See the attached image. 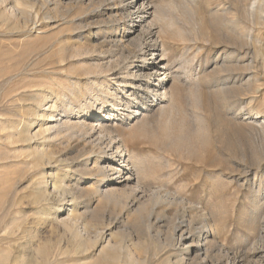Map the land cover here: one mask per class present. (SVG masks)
I'll return each mask as SVG.
<instances>
[{
    "label": "rangeland",
    "instance_id": "obj_1",
    "mask_svg": "<svg viewBox=\"0 0 264 264\" xmlns=\"http://www.w3.org/2000/svg\"><path fill=\"white\" fill-rule=\"evenodd\" d=\"M126 2L0 0V264H190L206 233L178 255L181 220L214 235V261L264 264V0H145L142 28ZM148 44L163 70L142 62ZM160 81L164 102L152 95ZM106 111L100 134L92 117ZM68 120L105 142L70 135ZM109 141L115 163L123 152L138 169V196L87 210L83 188L104 189L91 166L108 165ZM49 177L77 188V203ZM62 202L74 214L54 217Z\"/></svg>",
    "mask_w": 264,
    "mask_h": 264
},
{
    "label": "bare ground",
    "instance_id": "obj_2",
    "mask_svg": "<svg viewBox=\"0 0 264 264\" xmlns=\"http://www.w3.org/2000/svg\"><path fill=\"white\" fill-rule=\"evenodd\" d=\"M3 1V0H2ZM127 2L124 4L125 5V7L126 8H130V10L132 9V12H133V14H134V17H136L137 18V20L138 19H140V20H138L139 21V24L137 23V24H134L133 26L135 27V26H140L141 28H142V24L140 23V22H142V21H144V19L145 18H147V16L148 15H151L152 14V11H151V7H149V6H147L146 4H145V0H126ZM3 5V4H2ZM14 10V9H13ZM17 10V9H16ZM13 12V11H12ZM41 12V11H40ZM46 12V11H45ZM9 13V12H8ZM11 13V12H10ZM14 13H15V10H14ZM23 13H25V12H23ZM13 14V13H12ZM15 14H17V13H15ZM22 14V13H21ZM14 15V14H13ZM43 15V14H42ZM17 16H18V14H17ZM21 16V15H20ZM26 16V15H25ZM153 16V15H152ZM22 17V16H21ZM16 18V17H15ZM18 19H19V17H18ZM26 19V18H25ZM21 20V19H20ZM33 25V24H32ZM36 25V24H35ZM32 28V27H31ZM144 30V29H143ZM156 27L153 25V23H151L150 22V24H149V26H147V29H146V31H145V33H146V35H147V37H146V41L148 40V43L150 42V43H152V44H154L155 43V38H154V36H155V34H156ZM157 36V35H156ZM147 43V42H146ZM144 46V45H143ZM153 46H155V45H153ZM145 47V46H144ZM142 53H143V55H142V59H143V61L142 60H140V61H142L143 63H145L146 65H148V66H150V68H148V69H151L152 71H155V72H157V71H160V70H163V62H162V56H154L156 53H157V49L156 48H151V45L150 44H148V45H146V47H145V49H143L142 51H141ZM148 53L150 54V57H151V62L150 63H148L147 61H146V59H145V57L148 55ZM140 57V56H139ZM142 68V67H141ZM140 69V68H139ZM166 69V68H165ZM168 74V73H167ZM165 79V77L162 79V81ZM141 81V80H140ZM162 81H160L159 83H158V85H156V87H158L157 89H156V91L161 87L162 89H164V91L162 92V95L160 94H158L157 95V93H156V91H155V93H153L152 95L154 96V97H156V98H154V100L155 101H158V99L159 100H161L160 102H164V99H165V97H166V91H165V88H164V85L162 84L163 82ZM162 82V83H161ZM132 83V82H131ZM140 85V84H139ZM143 85V84H142ZM132 86V85H131ZM134 87V86H133ZM140 87V86H139ZM155 87V88H156ZM144 88V87H143ZM137 89V88H136ZM131 90H132V92L134 91L133 89H132V87H131ZM141 90V89H140ZM144 91H139L137 94H139V93H142V94H145V93H143ZM137 94H135V96L137 95ZM132 95V94H131ZM134 95V94H133ZM135 100V99H134ZM167 100V99H166ZM133 101V100H132ZM154 104V102L152 103V105ZM120 105V104H119ZM138 106H140V104H135L134 105V107L135 108H137ZM131 107H133V106H131ZM143 107V106H142ZM141 107V108H142ZM163 108V107H162ZM131 109V108H130ZM145 109H147V110H149V108L148 107H145L144 106V108L141 110V112L138 114V115H140V114H142V115H144L145 113H144V111H145ZM132 110V109H131ZM140 111V110H139ZM137 112V109L135 110V113ZM65 113V112H64ZM113 112H111V111H106V112H104V115L103 116H94V117H92L93 119H97V122H98V120L99 119H101V121L100 122H98L97 124L100 126V128H99V130H100V134H101V131H103V130H109V127L107 126V124L105 123V121H108V119H109V116L110 115H114V114H112ZM131 114H132V112H130ZM66 115V114H65ZM137 115V116H138ZM63 116V115H62ZM65 117V116H64ZM63 117V118H64ZM66 117H68V116H66ZM65 117V118H66ZM64 118V119H65ZM70 119V118H69ZM63 120V119H62ZM61 120V121H62ZM66 120H67V118H66ZM71 120V119H70ZM57 121V120H56ZM56 121H55V123H56ZM48 122V121H47ZM65 122V121H64ZM52 123V122H51ZM51 123H49V124H51ZM58 124V123H57ZM56 124V125H57ZM44 125V124H43ZM45 125H47V124H45ZM48 126V125H47ZM94 126V125H93ZM60 127L64 130V131H66V132H68L69 131V133H70V135H72V136H76V133H79V135H81V134H85V136L87 137V139H94V141L96 140V141H99V144L101 143H104L105 142V140L101 137H99V134H98V136L95 138L94 137V134L95 133H92V132H95L94 131V127H92V126H89V127H87L85 124H84V121H77V122H71V121H69L68 120V122H65V123H63L62 122V124L60 125ZM37 129V128H36ZM51 130H53V128L51 129ZM47 131H50V129H48ZM46 131V132H47ZM44 132V131H43ZM41 133V132H40ZM59 133V132H58ZM63 133V132H62ZM65 133V132H64ZM110 133V132H109ZM31 134V133H30ZM29 134V135H30ZM33 135V134H32ZM39 135V134H38ZM41 136V135H40ZM39 136V137H40ZM64 136V135H63ZM82 136V135H81ZM80 136V137H81ZM84 137V136H83ZM94 137V138H93ZM32 138V137H31ZM78 139V138H77ZM116 139V138H115ZM28 140V139H27ZM40 140H42V139H40ZM51 140V139H50ZM71 140V139H70ZM112 140V139H111ZM84 142V141H83ZM116 142V141H115ZM114 141H109L107 144H106V147H104V148H106L105 149V152H107V154H108V157H106L105 158V161L104 162H106V161H108V165H106V167L104 168V166H102L101 165V162L100 163H97V161H95V160H93L94 162L92 163V166H91V170H93V172L94 173H98L99 174V176H100V178L99 179H101V181L102 182H104V184H105V186H104V189H101L102 187H99L97 184H94V183H91L90 182V184H88L87 186H86V188H83V189H85V191L84 192H86V194L88 193L89 194V198H88V201L86 202L87 204L85 205L86 207H87V210H88V208L89 207H91V205L94 203V202H96V201H98V200H100V198H103L104 200H105V197H108V196H117V195H121V194H124L125 192H129V194L131 193V194H135V195H137L138 194V192H137V188L135 187V183L138 181V169H134V171L129 167V166H127L128 165V162H127V158H126V156L125 155H123V152H121V155L119 156V158L120 159H122L121 161H120V163L118 162V163H115V157L114 156H116L118 153H117V151L119 150V148H120V146L118 145H116V143H115ZM118 142V141H117ZM36 144V143H35ZM42 144V143H41ZM46 144V143H45ZM92 144V143H91ZM91 144H90V146H91ZM87 145V144H86ZM45 146V145H44ZM89 146V145H88ZM89 146V147H90ZM35 147V146H34ZM39 147V146H38ZM91 147H93V146H91ZM39 149V148H38ZM84 149V148H83ZM89 149V148H88ZM39 150H41V149H39ZM93 150V149H92ZM103 150V149H102ZM122 150V149H121ZM69 151V150H68ZM37 152V151H36ZM87 152V151H86ZM92 152V151H91ZM54 153V152H53ZM66 153V152H65ZM96 154V153H95ZM36 155V154H35ZM47 155V154H46ZM46 155H44V156H46ZM48 155H51V154H49V152H48ZM53 155V154H52ZM92 155V154H91ZM97 155V154H96ZM58 156V155H57ZM123 156V157H122ZM50 157V156H49ZM89 157V156H88ZM95 157V156H94ZM93 157V158H94ZM98 157V156H97ZM47 158V157H46ZM103 158V157H102ZM53 159H55V158H53ZM53 159H51L52 161H53ZM90 158H88V160H89ZM95 159H97V158H95ZM104 159V158H103ZM42 160V159H41ZM46 160V159H45ZM48 160H50V159H48ZM47 161V160H46ZM98 161H99V159H98ZM49 162V161H48ZM58 162H59V160H58ZM64 163H65V161H64ZM114 163V164H113ZM51 164V163H50ZM107 164V163H106ZM46 165H47V163H46ZM54 165H56V164H54ZM105 165V164H104ZM112 165H115V166H112ZM61 166V165H60ZM58 167V166H57ZM51 168V167H50ZM60 168V167H59ZM58 169V168H57ZM52 170V169H51ZM115 171H116V173H118V175L119 176H115L114 175V173H115ZM50 172H52V171H50ZM48 174V173H47ZM122 175V176H121ZM120 177H122L123 179L121 180H118ZM50 178V177H49ZM57 178V177H56ZM51 179V186L53 187V189L55 190V189H63V191H67V193L69 194L68 195V199L70 200V203H69V205H73V203H77L76 202V196H74V194H75V192L76 191H78V190H76L77 188H74V189H72V187H70V185H67V186H69V187H64L61 183H59L58 181H56V179H54V178H50ZM59 179V178H58ZM95 179V178H94ZM98 179V178H97ZM99 179H98V181H99ZM47 180H48V178H47ZM62 180V179H61ZM97 181V180H96ZM96 181H94V182H96ZM97 181V182H98ZM100 181V182H101ZM63 182V181H62ZM45 183V182H44ZM47 183V186H48V181L46 182ZM101 184V183H100ZM103 184V183H102ZM73 185V184H72ZM46 186V185H45ZM44 186V188H47L48 189V187L46 186L45 187ZM75 186V185H74ZM101 186V185H100ZM52 187H51V189H52ZM65 189V190H64ZM81 188H79V190H80ZM56 191V190H55ZM81 192V191H80ZM78 193V192H77ZM140 193V192H139ZM143 193V192H142ZM80 194V193H79ZM128 194V195H129ZM83 195V194H82ZM138 196V195H137ZM144 196V195H143ZM155 196V195H154ZM163 196V195H162ZM157 199L159 198V197H157V196H155ZM160 197H161V195H160ZM133 198H134V196H133ZM137 198V197H136ZM139 198H142V196L140 197L139 196ZM143 198H146V197H143ZM142 198V199H143ZM103 199H101V200H103ZM138 199V198H137ZM141 201V200H140ZM139 201V202H140ZM131 202V201H130ZM79 203V202H78ZM101 204V203H100ZM128 204H130V203H128ZM132 204H135V201H133L132 202ZM137 204V203H136ZM65 205H68V204H65V202L63 203H60L58 206H57V209H58V211H56V216H54V217H59L60 216V214H62V212H66V211H72V207L70 206V208L69 207H65ZM97 205H99V204H97ZM131 205V204H130ZM138 205V204H137ZM100 206V205H99ZM142 206V205H141ZM84 207V206H83ZM86 207H84V209L86 208ZM98 207V206H97ZM132 207V206H131ZM154 208H155V206H154ZM90 209V208H89ZM138 209V208H137ZM87 210H85L86 211V213H87ZM95 211V209L93 208V209H91L90 211ZM139 210H141V209H139ZM90 211H88V212H90ZM68 212V213H69ZM73 212V211H72ZM138 213V212H137ZM73 214H74V212H73ZM94 215V214H93ZM69 217H73V216H69ZM60 218H62V217H60ZM65 218V217H64ZM57 219V218H56ZM72 219V218H71ZM67 220V219H66ZM179 220V219H178ZM191 221V220H190ZM187 222V221H186ZM193 222V221H192ZM113 224V223H112ZM191 224L192 223H184L182 220L181 221H179V222H177L174 226H173V232L174 233H178V236H177V238L176 237H174V238H176L175 239V244H174V246H175V249H176V252H177V254L178 255H182L183 254V247L184 246H186V245H189V247H190V245H199V244H196V243H199V241H200V239H201V236H203V234L204 233H206V235H204L205 236V241L204 242H206V245H205V247H204V256L202 257V259H200L199 261H194V262H192V263H190V264H241L240 263V261H241V259L239 258V257H237V258H229V257H226V258H223V259H220V260H217L216 259V261H214V259L212 258V256H211V254H210V251L213 249V246H214V244H213V237H214V235L212 234V233H210L211 234V238H209V234H208V232L209 231H206L203 227H196V226H191ZM112 226V225H111ZM203 226V225H202ZM174 235V234H173ZM177 235V234H176ZM160 236V235H159ZM170 237V236H169ZM167 239V238H166ZM132 241V240H131ZM161 241V240H160ZM172 241H173V239H172ZM202 241V240H201ZM157 242V241H156ZM138 244V243H137ZM170 245V244H169ZM137 246H139V245H137ZM136 245H135V248L137 247ZM189 247H188V249L186 250V254H189L190 253V250H189ZM139 248V247H138ZM197 248V247H196ZM137 249V248H136ZM100 250V249H99ZM185 250V249H184ZM201 250V247H199L198 246V248L196 249V250H194V251H200ZM173 251V250H172ZM103 253V252H102ZM101 253V254H102ZM196 253V252H195ZM109 254V253H108ZM177 255V256H178ZM107 256V255H106ZM102 257L101 256V261H103V259L105 258H108V257ZM184 256V255H183ZM111 257V256H110ZM114 257V256H113ZM112 257V258H113ZM117 257V256H116ZM192 257V256H191ZM98 258H99V256H98ZM222 258V257H221ZM100 259V258H99ZM113 259H115V257L113 258ZM194 259V258H193ZM198 259V258H197ZM96 260H98V259H96ZM134 260V259H133ZM184 259H182L181 257H177V260H176V262H175V264H180V263H182V261H183ZM127 261V260H126ZM129 261V260H128ZM175 261V260H174ZM190 261V260H189ZM133 262V263H132ZM131 262V264H134V261H132ZM91 263H93V262H91ZM125 263V262H124ZM93 264H95V261H94V263ZM96 264H97V261H96ZM98 264H101V262H98ZM135 264H137V263H135ZM173 264V263H172Z\"/></svg>",
    "mask_w": 264,
    "mask_h": 264
}]
</instances>
